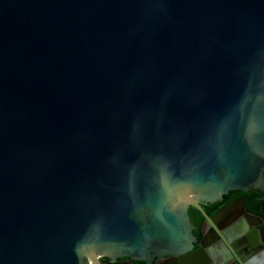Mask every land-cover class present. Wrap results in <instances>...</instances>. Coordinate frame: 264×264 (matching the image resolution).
I'll return each instance as SVG.
<instances>
[{"label":"water","instance_id":"1","mask_svg":"<svg viewBox=\"0 0 264 264\" xmlns=\"http://www.w3.org/2000/svg\"><path fill=\"white\" fill-rule=\"evenodd\" d=\"M249 190L264 0H0V264H264V206H199Z\"/></svg>","mask_w":264,"mask_h":264},{"label":"flooded vegetation","instance_id":"2","mask_svg":"<svg viewBox=\"0 0 264 264\" xmlns=\"http://www.w3.org/2000/svg\"><path fill=\"white\" fill-rule=\"evenodd\" d=\"M250 191V190H249ZM231 192H233V191H230V192H228V194L227 195H225L220 201H218V202H215V203H212V204H207V203H204V202H200L199 203V206L202 208V210H203V212L206 214V215H208L209 217H212L214 214H215V212L219 209V208H221V207H223V206H225V205H227V204H229V203H231V202H234V201H237V200H239V199H241V198H239V199H235V200H231V201H229V202H227V203H223L224 202V200L226 199V198H229V196H230V193ZM261 198V197H260ZM260 200V199H259ZM220 203V204H219ZM263 203V202H262ZM217 204H219V205H217ZM215 205H217V206H215ZM262 206H264V203H263V205ZM261 206V207H262ZM216 207V209H214ZM260 207V208H261ZM190 208H194V209H197L198 211H199V213H201V218H203V220H202V225H201V237L200 238H198L196 235H195V230H196V220L193 218V215H190V213H189V209ZM245 210L247 211V212H252V213H255L254 211H252V210H250V209H248V208H246L245 207ZM187 212H188V216H189V218H190V223L192 224V226H193V229H192V234L198 239V240H200L204 235H207V248H210V246L213 244V243H215V240H214V235L210 232V227L208 226V225H206V224H204L205 223V218H204V215L202 214V212L196 207V206H189L188 208H187ZM238 214H240V208L239 207H235V209H231V212L229 213V215L227 216V217H225V219L224 220H218V222H217V224L218 225H220V224H224V223H226V221L229 219V218H232V217H234V216H237ZM256 214H261V212L260 213H256ZM199 248V246L198 245H196L195 247H194V251L195 250H197ZM87 254H88V257H90V258H92L91 260H96V261H98L99 262V264H124V262H126L127 260H125V259H122V258H120V259H118V257H116V253H104V252H98L97 254H92V253H88L87 252ZM95 255V256H94ZM195 260H199L200 259V262H203V260L204 261H207L208 259H207V256H204L203 255V251H199V252H196L195 253ZM203 260H202V259ZM88 261V263L89 264H95V262H93V261ZM160 261H158V260H153V264L155 263V264H157V263H159ZM137 264H145L144 262H137ZM165 264H174V263H172V262H168V261H166L165 262Z\"/></svg>","mask_w":264,"mask_h":264},{"label":"trees","instance_id":"3","mask_svg":"<svg viewBox=\"0 0 264 264\" xmlns=\"http://www.w3.org/2000/svg\"><path fill=\"white\" fill-rule=\"evenodd\" d=\"M261 196L262 193L258 190H250L247 192L233 191L230 193L229 198H226L223 203H227L231 200H235L239 198H244V204L246 208L254 211L255 213H260V207L263 205V203L259 200ZM214 209H216V207ZM189 213L190 215H193V218L196 220V230L194 233L198 238H200L201 237L200 230L203 220V218L200 217L201 213H199V211L194 208H190Z\"/></svg>","mask_w":264,"mask_h":264}]
</instances>
